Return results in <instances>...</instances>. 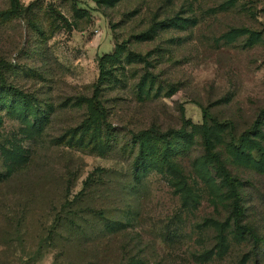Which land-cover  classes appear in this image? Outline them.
Instances as JSON below:
<instances>
[{
    "label": "rangeland",
    "instance_id": "374dc122",
    "mask_svg": "<svg viewBox=\"0 0 264 264\" xmlns=\"http://www.w3.org/2000/svg\"><path fill=\"white\" fill-rule=\"evenodd\" d=\"M202 108L264 237V0H0V264H264Z\"/></svg>",
    "mask_w": 264,
    "mask_h": 264
},
{
    "label": "trees",
    "instance_id": "16d2710c",
    "mask_svg": "<svg viewBox=\"0 0 264 264\" xmlns=\"http://www.w3.org/2000/svg\"><path fill=\"white\" fill-rule=\"evenodd\" d=\"M103 67L104 66H103L102 61H99V68H100L99 75H100V77L103 73ZM7 90L10 93H12V94H14L20 98H24L22 93L20 91L16 90L13 86L8 85ZM95 108H97V106H95ZM207 115L208 114H207L206 109L202 108L201 128H202V139H203V151L211 159L212 163L216 166V168L218 169V171H219L220 175L222 176V179L224 180V182H226L231 187L232 199H231V205H230V212H231L233 227L248 234V236L250 237V239L252 241V247H253L252 253L255 257H257L258 256V248H262V246L264 245V237L260 236L254 230V228H252L251 226L244 224L242 222V216L245 212V209L240 204V194L236 190L235 183H234V181H235L234 176L231 174V172L228 170L225 163L222 161L219 153L217 151H215L211 146L210 136H209V131H208V116ZM184 125H185V120H184V116H183V124H182L181 128L176 129V130L175 129H168V130H166V132L161 133V135L166 136L165 134L173 133L174 131H180L184 128ZM88 127H89V124H87L85 126V130H87ZM143 134H144L143 131H139L136 134H133V137L139 139L141 136H143ZM87 182H88V179L85 180L84 183L86 184Z\"/></svg>",
    "mask_w": 264,
    "mask_h": 264
}]
</instances>
